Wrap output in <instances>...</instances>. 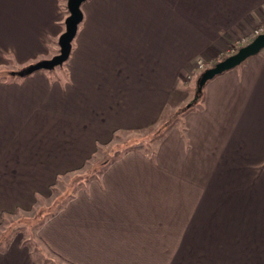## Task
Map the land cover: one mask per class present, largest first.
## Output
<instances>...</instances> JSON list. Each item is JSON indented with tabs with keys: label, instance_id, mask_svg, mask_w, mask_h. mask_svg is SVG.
Wrapping results in <instances>:
<instances>
[{
	"label": "crops",
	"instance_id": "0c3cea01",
	"mask_svg": "<svg viewBox=\"0 0 264 264\" xmlns=\"http://www.w3.org/2000/svg\"><path fill=\"white\" fill-rule=\"evenodd\" d=\"M64 2L0 0V66L50 58ZM81 12L55 78L0 81V222L114 134L150 130L179 109L196 60L228 56L264 21V0H87ZM201 97L153 157L129 152L44 222L47 248L71 264H264V52ZM0 264L39 261L15 241Z\"/></svg>",
	"mask_w": 264,
	"mask_h": 264
},
{
	"label": "rangeland",
	"instance_id": "374dc122",
	"mask_svg": "<svg viewBox=\"0 0 264 264\" xmlns=\"http://www.w3.org/2000/svg\"><path fill=\"white\" fill-rule=\"evenodd\" d=\"M57 52L58 48L56 46L54 47V52L49 57L52 58ZM262 52H264V50H262ZM5 62L6 63L4 65L0 66L1 78L9 79L10 77L7 76V72L11 71L12 73H15L16 71L23 70L25 68L17 66L12 61L10 62L7 60ZM34 63L36 62L30 63L29 65ZM201 72L202 71H196L197 74ZM13 80L17 81L21 79L16 78ZM195 80L196 77L194 78L192 85L183 93L186 101L180 104L182 105L180 108L188 105L193 100L195 94ZM179 109H177L176 111H178ZM176 111L169 109V112L165 115L164 119H167L168 121V119H171L172 115H174ZM172 122L173 123L171 124V126H179L181 124V117L177 116L174 120H172ZM155 129L156 127L154 129L152 128L150 130H145L142 132L138 131L134 133L117 134L115 140L113 141V144L109 145L105 149H101L85 169L77 171L64 178L58 179L49 193L46 196H41L40 200H38L33 208H31L29 211H19L16 214H12V216L5 218L3 224L0 226V244H2L1 248H3L5 244L11 245L15 241L20 242V244L29 251L32 257L35 260L39 261V264H65L63 261L57 258V254L47 248V246L39 238V228H41V226L44 224V222H46L49 216L59 210L60 207L66 205L67 199L76 194V190L78 189L76 186L79 181L84 180V177L90 171V166L94 165L95 163L99 162V160H102L104 157L111 154L112 148H114V146L125 148L127 141V147H134V145L142 139L144 147L141 151H143L144 153L145 151L152 152V150L157 146V142H151V139H153L155 135Z\"/></svg>",
	"mask_w": 264,
	"mask_h": 264
},
{
	"label": "water",
	"instance_id": "95a60500",
	"mask_svg": "<svg viewBox=\"0 0 264 264\" xmlns=\"http://www.w3.org/2000/svg\"><path fill=\"white\" fill-rule=\"evenodd\" d=\"M86 1L87 0L67 1L68 16L64 21V32L58 39L59 53L50 59L40 60L25 67L21 70L20 75H30L39 71H49L61 66L68 60L71 53L72 42L83 18L81 5ZM263 49L264 33L257 36L249 44L239 48L234 54L227 56L212 67L203 70L196 83L194 98L188 105H193L201 99L202 91L207 81L238 67L247 59L259 54Z\"/></svg>",
	"mask_w": 264,
	"mask_h": 264
},
{
	"label": "trees",
	"instance_id": "16d2710c",
	"mask_svg": "<svg viewBox=\"0 0 264 264\" xmlns=\"http://www.w3.org/2000/svg\"><path fill=\"white\" fill-rule=\"evenodd\" d=\"M67 1L68 0H65V2L64 3H66L64 6H63V9H64V12H65V14H66V16H68V11H67ZM56 46H57V48H58V52L56 53V54H58L59 53V46H58V41L56 42ZM72 46H73V42H72ZM71 50H72V48H71ZM55 54V55H56ZM227 56H224V57H222V58H220L219 60H216V61H214L212 64H211V66L210 67H212L213 65H215L216 63H218L219 61H221V60H223L224 58H226ZM69 59V58H68ZM8 61H10L11 62V60L9 59ZM68 61V60H67ZM66 61V62H67ZM66 62H64L61 66H59V67H56V68H54V69H52V70H49V71H41V72H45L47 75H49L50 77H51V79L52 78H55L56 77V75H55V73L57 72V70H60V69H62V67H64V65H65V63ZM60 68V69H59ZM20 72H21V70H19V71H16L15 73H12L11 71L10 72H7V76L8 77H10L9 79H6V78H1L0 77V81H5V82H11V81H13V79H24V78H26V77H28V76H30V75H32V74H30V75H20ZM202 73V72H201ZM201 73H198L197 75H196V80H195V87H194V92L196 91V83H197V80H198V78H199V76H200V74ZM13 77V78H12ZM210 81V80H209ZM208 82V81H207ZM206 82V83H207ZM202 102V97H201V99L197 102V103H195V104H193V105H185L184 107H182V108H180L178 111H176L175 112V114L174 115H172V117H171V119L169 120L168 119V121H167V119L165 120L164 119V117H162L161 118V120H160V122H159V124L157 125V127H156V129H155V131H154V138L153 139H151V142H157V145L159 144V142L166 136V134L174 127V126H171V124L173 123L172 122V120H174L177 116H180L181 118L186 114V113H188V112H190V111H193V110H195L199 105H200V103ZM155 128V127H154ZM153 128V129H154ZM115 137H116V134H114L113 135V137H112V139L110 140V142L109 143H107V144H104V145H100V146H97V152H100V150L101 149H105V148H107L109 145H111V144H113V141L115 140ZM127 141H126V147L125 148H123V147H115L114 146V148H112V151H111V154H109L108 156H106V157H104L102 160H99V162H97V163H95L94 165H91L90 166V171L88 172V174L84 177V180H81V181H79L78 182V184H77V190H76V194H77V192L78 191H80L82 188H83V186H85L86 184H88L89 182H91L92 180H94V179H96L100 174H102L104 171H105V169L108 167V166H110V165H112L116 160H118L119 158H121V157H123V156H125V155H127L129 152H132V151H141L142 150V148L144 147V144H143V140L141 139L138 143H136L135 145H134V147H127ZM156 148H157V146H156ZM156 148L155 149H153L152 150V152H146L145 151V154L147 155V156H150V157H153L154 156V154H155V151H156ZM143 152V151H142ZM94 158V157H93ZM92 160V159H91ZM91 160H89L88 162H87V164H85L83 167H82V169L81 170H83V169H85L86 168V166L90 163V161ZM80 170V171H81ZM57 182V181H56ZM55 182V183H56ZM54 183V184H55ZM53 184V185H54ZM53 185L50 187V190L52 189V187H53ZM81 187V188H80ZM74 196V195H73ZM73 196H71V197H69L68 199H67V201L66 202H68ZM40 197L41 196H37V200H36V202L38 201V200H40ZM64 206H62V207H60V209H62ZM59 209V210H60ZM59 210H57L56 212H54L51 216H49L48 218H47V220L48 219H50V218H52V217H54V216H56L57 214H58V212H59ZM9 216H12V214H2V216H1V222H0V226L3 224V221H4V219L5 218H7V217H9ZM46 220V221H47ZM1 246H2V244H0V252H4L5 250H7V248L9 247V245L8 244H5L4 245V247L3 248H1ZM57 258H59L61 261H63L65 264H69V262H65L64 260H62L59 256H57Z\"/></svg>",
	"mask_w": 264,
	"mask_h": 264
},
{
	"label": "built area",
	"instance_id": "2783aa9c",
	"mask_svg": "<svg viewBox=\"0 0 264 264\" xmlns=\"http://www.w3.org/2000/svg\"><path fill=\"white\" fill-rule=\"evenodd\" d=\"M264 33V21L256 26L254 29L247 32L243 37L238 41L234 42L228 49L229 55L234 54L239 48L249 44L257 36ZM228 55V56H229ZM212 62H207L206 60L200 58L197 59L194 65L196 71H203L211 66Z\"/></svg>",
	"mask_w": 264,
	"mask_h": 264
}]
</instances>
